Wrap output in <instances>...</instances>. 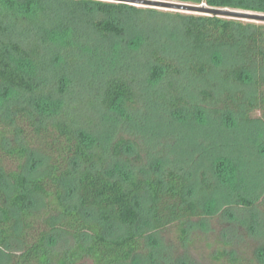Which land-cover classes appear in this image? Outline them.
Here are the masks:
<instances>
[{"label":"trees","instance_id":"16d2710c","mask_svg":"<svg viewBox=\"0 0 264 264\" xmlns=\"http://www.w3.org/2000/svg\"><path fill=\"white\" fill-rule=\"evenodd\" d=\"M175 1L264 13V0ZM198 82L233 124L260 111L264 126V23L106 0H0V250L21 244L5 264H193L161 235L173 229L186 249L218 216L226 228L213 258L264 264V232L238 216L264 189L233 191L238 167L221 157L217 187L206 172L201 180L224 203H202L190 195L192 170L146 169L106 117L192 107L187 85ZM110 222L124 233L107 234ZM58 234L73 244L54 248ZM246 237L257 244L249 259L235 248Z\"/></svg>","mask_w":264,"mask_h":264},{"label":"rangeland","instance_id":"374dc122","mask_svg":"<svg viewBox=\"0 0 264 264\" xmlns=\"http://www.w3.org/2000/svg\"><path fill=\"white\" fill-rule=\"evenodd\" d=\"M126 3L140 7L178 11L169 7L140 2ZM179 12L201 14L190 11ZM254 22L264 23L263 21ZM200 87L202 88V85L199 82L187 85L190 97L188 99L192 107L183 108L174 113L167 110L163 105L156 106L152 104L147 108L142 106L133 117L119 111L113 113L114 115L107 112L106 117L112 122L109 124H113L111 129L121 128L120 133L122 132L124 137L131 140L132 152H141L143 164L147 166L146 169H149V167L158 168L159 163H162L163 166H184L192 170L193 178L190 195L202 203L213 198L215 199L214 206L224 203V199L219 198L218 193L215 192L217 188L209 191L203 187L201 180L204 172H206L209 174L210 179L216 183L215 187H217L219 179L214 176V165L216 160L221 157L230 158L238 167L234 179L235 187L231 186L233 191L237 189L245 193L246 191L249 192L250 187H253V191L254 188L257 189L253 194L260 192L264 189V126L257 118L262 113L253 111L250 113L251 118L248 120H237L236 124H233L231 119L227 117L228 114L223 113L222 102L202 97L198 93ZM108 132H112V130ZM115 134L114 130L112 135ZM130 153L129 151L128 154ZM158 160L160 161L157 162ZM122 163L120 162L121 166ZM29 166L30 168L33 167L35 172L41 170L43 166L41 156L38 155L36 160H31ZM126 169L130 170L131 167L127 165ZM228 188V186H224L222 191L223 189L226 191ZM67 189L69 190L67 192V194L69 193L68 198L75 195L73 183L69 182ZM33 200L36 206H40L39 199L35 198ZM141 201L140 209L145 214L148 202L146 199ZM238 216L247 219L248 224L254 222V227L264 232V199H261L254 208L244 209ZM235 223H231L234 227H229L231 236L237 233ZM209 226L210 230L206 232L199 230L197 234H200V240L192 242L186 249L178 242L173 229L164 232L161 238L165 243L168 242L171 245H173L172 242L175 243L173 249L177 256L180 254L185 255V252H187V259L193 264H230L224 258L216 261L212 256L213 252L223 246L218 238H221L222 231L226 228L224 221L218 216L211 220ZM247 227L241 228V231L247 233ZM124 230V226L117 222H110L106 226V232L109 235L122 234ZM241 243L235 246L238 253L246 259L251 258L257 244L249 237L242 239ZM72 244L73 240L69 236L58 234L56 235L54 248H67ZM8 251L20 252V242L14 239L6 250H0V264H5ZM78 264H93V262L91 259L85 258L79 261Z\"/></svg>","mask_w":264,"mask_h":264},{"label":"water","instance_id":"95a60500","mask_svg":"<svg viewBox=\"0 0 264 264\" xmlns=\"http://www.w3.org/2000/svg\"><path fill=\"white\" fill-rule=\"evenodd\" d=\"M118 2H140L146 3L154 6L160 7H169L178 11L186 12H196L204 15H217L221 17H229L235 19H243L249 21H263L264 22V13L243 11L237 9L229 8H217L208 6L206 3L202 4H191L187 2H177V1H168V0H112Z\"/></svg>","mask_w":264,"mask_h":264}]
</instances>
